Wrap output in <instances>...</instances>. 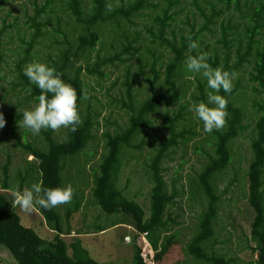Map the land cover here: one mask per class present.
I'll use <instances>...</instances> for the list:
<instances>
[{
    "label": "trees",
    "instance_id": "16d2710c",
    "mask_svg": "<svg viewBox=\"0 0 264 264\" xmlns=\"http://www.w3.org/2000/svg\"><path fill=\"white\" fill-rule=\"evenodd\" d=\"M4 1L0 0V4ZM202 1L204 8L200 7L196 0L191 3L201 22L198 23L195 13L188 12L177 29L173 26L175 13L169 14V10L178 4V0H167L168 6L161 14L155 12L156 5L153 0H44L40 6L33 4L32 15H25L23 38L18 37L25 45L24 56L16 65L23 90L28 93V97L38 100L40 91L29 83L23 75L22 67L33 55L34 47L51 31L54 33L52 43L56 41L61 47H56L59 49L55 60L49 57L47 61L61 74V79L76 90L81 124L75 132L65 129L66 138L61 142L51 137L52 130L43 132L45 149L24 140L17 141V146L33 156L37 164L34 166L28 163L29 168L24 174H18L17 184L11 185L8 163L2 166L0 247L10 253L13 264H98L83 247L78 237L79 230L75 232L69 225L70 215L78 210L80 199V193L75 191L72 185L74 194L65 210V225L56 207L44 210L37 206L46 228L53 235L51 239L42 238L32 228L21 224L19 216L13 210L16 206L13 191L22 192L24 184L30 189L34 184H40L42 188H62L65 163L68 160L74 161L93 138L94 119L90 114L82 117L80 113L84 97L82 70L88 75L102 78L106 74L101 71V66L115 60L121 62L125 70L122 85L125 100L122 107L129 114L128 124L120 132L102 134L105 153L100 158L91 193L103 212L117 214L116 224L120 221L135 230L134 240L138 235L142 236L139 243L133 242L131 264H153V261L162 259L173 244L175 235L165 233L169 221L164 216L167 206L173 201V195L166 193L161 163L163 159H168L176 146L188 143L190 137L195 134L192 128L186 125L189 121V111L186 105L181 103L183 86L179 85V82L187 71L186 58L201 52L209 54L208 63L212 68L228 71L234 74V79L231 93H219L226 96L228 101L225 125L219 131L214 130L207 134L210 138L208 144L211 153L207 154V160L196 176V187L201 194L197 193L205 200L206 208L201 213L198 229L186 243L185 250L197 264L231 262L224 255L214 251L207 252L205 244L214 235L213 224L219 207L220 197L215 190L214 180L230 165V145L246 130L241 101L249 96L256 117L249 144L251 154L246 171V199L252 214L249 231L255 242L253 250L256 253V264H264V0ZM55 7H58L56 11H60L67 19L56 16ZM50 16H55L54 25H50ZM220 16L226 18L227 22L221 23L219 37L212 38L210 36L213 26ZM143 17L145 22L139 30L133 21ZM234 18L236 20H233ZM231 22L234 24L231 25ZM9 26L12 28L14 25ZM5 29L0 28V70L5 56L2 48ZM55 35H59L60 40ZM25 36L28 37L27 41ZM103 36H107V40H102ZM188 36L197 42V49L188 47ZM207 39L213 43H206ZM147 43L151 44V48L145 49L149 58L143 65L141 52L147 47ZM94 49L97 51V57L92 64L77 65L80 59L88 60ZM131 58L139 65L134 71L126 62ZM145 67L149 69V73H145ZM244 67L249 69L241 71ZM142 74L148 84L149 94L141 103L135 105L134 89ZM192 74L195 90L190 94V98L197 103L206 102L211 90L207 87L206 80L199 78L200 74ZM29 88L31 92L28 91ZM176 106L177 108L170 111ZM162 107L165 108V121L162 125L165 133L153 132V140L149 143L153 152L148 167L152 187L146 216L145 208L126 197L117 187L116 179L124 152L134 148L133 139L142 132L148 116L158 113ZM20 116L18 114L10 120L11 128L16 127ZM199 123L203 130L202 123ZM119 215L122 219L118 218ZM103 230L99 228V232ZM70 233L77 236L67 243L63 235Z\"/></svg>",
    "mask_w": 264,
    "mask_h": 264
},
{
    "label": "rangeland",
    "instance_id": "374dc122",
    "mask_svg": "<svg viewBox=\"0 0 264 264\" xmlns=\"http://www.w3.org/2000/svg\"><path fill=\"white\" fill-rule=\"evenodd\" d=\"M153 2L156 5L155 12L158 14H161L168 6L167 0H153ZM196 2L200 7H205L202 0H196ZM34 3L40 6L44 3V0H5L0 4V28H6L2 37L4 44L2 48L5 53L4 63L0 70V114L3 115L5 121L3 128H0V178L2 166L8 163V175L11 185L17 184L18 174H24L29 168L28 163H32L34 166L37 165L33 156L26 154L24 150L17 146V141L22 142L24 140L45 149L43 132L46 130H41L38 135H32L20 124L23 111L30 110L38 101L28 97V93L23 90L16 68L19 60L24 56L25 48L18 37L23 38L25 15H32ZM191 3L192 0H178V4L170 8L169 14L175 13V23H173L175 29L182 25L181 22L185 20L188 12L195 13L198 23L201 22ZM57 9L58 7L54 8L56 16L63 20L67 19L60 11H56ZM54 17L50 16V25H54ZM233 20H236V18ZM133 22L136 26L138 25L137 28L140 30L145 18H135ZM226 22V18L220 16L213 26L210 37H219L221 33L220 25L221 23L226 24ZM9 24L14 26L11 28ZM230 24L233 25L234 22ZM53 37L54 33L50 31L46 38L40 40V43L34 47L33 55L30 56L29 61L23 64L22 70L32 62L46 63L50 66L47 59L50 57L55 60L59 49L56 47H61L56 41L52 43L51 39ZM55 37L60 40L59 35H55ZM107 38V36H103L102 40H107ZM27 40L28 37L25 36V41ZM206 43L212 44L213 41L207 39ZM150 48L151 44L147 43V47L141 52L143 65L149 58V54L145 49ZM96 55L97 51L94 49L88 60L85 58L80 59L77 65L92 64L97 57ZM131 59L126 62L131 65V69L134 71L139 65L135 59ZM163 59L164 56L161 60ZM100 69L106 76L98 78L96 75H88L85 70H82L84 97L80 113L82 117L90 114L94 119L93 138L76 156L74 161L68 160L65 163L62 172V187L70 184L75 191L80 193L78 210L70 215L69 225L74 228L75 232L79 230L78 237L89 256L98 264H131L133 242L139 243L142 236L138 235L134 240L135 230L131 226L120 223V221L116 224L117 214L103 212L96 204L91 193L93 179L98 174L100 158L105 153L102 134L120 132L128 124L129 116L127 110L122 107L125 100L122 90L125 70L122 63L115 60L101 66ZM248 69V67H244L241 71H247ZM145 73H149L147 67H145ZM182 78L184 81L180 79L179 82V85L183 86L181 89L183 93L181 103H184L189 111V121L186 122V125L189 128L191 127L195 134L190 137L188 143L176 146L168 159H163L161 163V175L165 182L166 193L167 195H173V201L167 206L164 216L169 221L165 233L166 235H175V237L169 251L159 261H153V264H197L196 260L186 252L185 246L198 229L199 217L206 208L205 200L200 195L198 187H196V176L205 164L207 154L211 153L208 144L210 138L207 135L208 133L201 130L195 114L190 111V106L197 103L190 98V94L195 90L194 76L186 71ZM199 78H202V76H199ZM148 94L149 87L144 80V74H142L134 89V104L141 103ZM241 107L245 113L243 124L246 125V130L230 145L232 154L230 165L214 180L215 190L220 197L219 207L217 218L213 224L214 235L206 242L205 249L207 252L214 251L224 255L226 259L231 260L229 264H256V253L253 250L255 242L249 231L252 214L246 199V171L251 154L249 144L256 114L251 108L249 96L241 101ZM175 108L177 106L171 108L170 111ZM164 111L165 108L162 107L158 113L148 116L142 132L133 139L132 145L134 148L124 152L122 166L116 179V185L122 193L145 208L146 216L148 215L147 204L152 187L148 167L153 152L149 143L153 140V132L158 134L163 131ZM18 114L21 115V119L15 128H11L10 120ZM65 132L66 130L63 128L52 130L51 137L59 142L64 141L66 138ZM163 132L165 133V131ZM24 189L30 190L28 185L25 184L22 191ZM69 205L68 203L56 207L61 214L64 225L66 224L64 214ZM13 210L19 216L23 226L32 228L42 238H52L53 235L46 228L37 206L33 208L30 214L20 210L18 206L13 207ZM118 218L122 219L121 215ZM99 228L104 230L99 232ZM76 236V234L70 233L69 235H63V239L70 243ZM124 237H127L129 242H126ZM69 251L71 252L70 249ZM13 262L10 253L0 247V264H13Z\"/></svg>",
    "mask_w": 264,
    "mask_h": 264
},
{
    "label": "clouds",
    "instance_id": "9594fccd",
    "mask_svg": "<svg viewBox=\"0 0 264 264\" xmlns=\"http://www.w3.org/2000/svg\"><path fill=\"white\" fill-rule=\"evenodd\" d=\"M187 39L190 49L198 48L197 42L191 36ZM209 59L207 52H201L196 56L190 55L185 60L186 70L200 74L211 90L206 102L190 106V111L202 123L205 133L219 131L225 125L228 101L226 96H221L219 93L221 91L225 94L231 93L234 79V74L221 68H212L208 63ZM23 75L31 85L39 89L40 95L37 103L30 110L23 111L20 124L32 135L40 134L41 130L55 131L61 128L68 132H75L81 124L76 90L61 79V74L54 67L46 63L28 64L23 69ZM28 91L31 92V88ZM4 123L3 115L0 114V128H3ZM73 194L71 185H65L62 188H42L40 184H34L30 190L13 191L14 204L29 214L36 206L51 210L58 205L68 204ZM125 238L127 237H124V240Z\"/></svg>",
    "mask_w": 264,
    "mask_h": 264
},
{
    "label": "built area",
    "instance_id": "2783aa9c",
    "mask_svg": "<svg viewBox=\"0 0 264 264\" xmlns=\"http://www.w3.org/2000/svg\"><path fill=\"white\" fill-rule=\"evenodd\" d=\"M14 205H15V204H14ZM125 240H126V241H128V239H127V238H125Z\"/></svg>",
    "mask_w": 264,
    "mask_h": 264
}]
</instances>
